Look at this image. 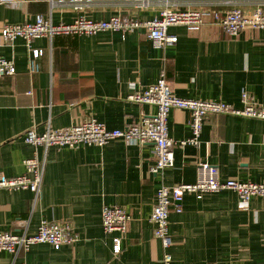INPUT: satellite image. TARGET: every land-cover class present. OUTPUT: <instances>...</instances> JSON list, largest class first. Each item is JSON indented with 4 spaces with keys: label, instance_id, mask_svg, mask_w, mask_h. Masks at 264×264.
Returning a JSON list of instances; mask_svg holds the SVG:
<instances>
[{
    "label": "crops",
    "instance_id": "obj_1",
    "mask_svg": "<svg viewBox=\"0 0 264 264\" xmlns=\"http://www.w3.org/2000/svg\"><path fill=\"white\" fill-rule=\"evenodd\" d=\"M0 0V57L17 72L0 77V177L24 174V161L44 150L26 143L24 133L47 124L63 129L89 118L108 128H126L156 113L155 105L129 99L165 77L182 98L221 100L241 107L250 93L264 106V28L238 35L224 31L213 17L196 31L174 25V46L155 47L146 29L123 33L34 39V57L24 38L6 42L8 23L32 22L39 14L55 23L84 15L94 20L127 15L149 20L165 8L264 11V0ZM143 1V4H142ZM169 135L175 141L193 135L189 110L172 108ZM175 164L154 173V144L115 139L104 146H52L48 149L41 197L29 189H0V230L36 233L43 220L67 221L79 241L55 246L40 242L17 257L0 250V264H160L163 247L150 216L162 184L195 183L200 163L218 167V177L264 180V120L232 114L205 116L198 144L174 145ZM105 205L132 216L115 255L113 234L103 228ZM28 219V222L23 220ZM173 264H264V198L243 202L231 189L202 198L187 193L180 212L170 213Z\"/></svg>",
    "mask_w": 264,
    "mask_h": 264
},
{
    "label": "built area",
    "instance_id": "obj_2",
    "mask_svg": "<svg viewBox=\"0 0 264 264\" xmlns=\"http://www.w3.org/2000/svg\"><path fill=\"white\" fill-rule=\"evenodd\" d=\"M82 0H73L75 7L81 9ZM143 4V1H142ZM208 17H213L216 23L227 33L238 35L246 29L264 28V11L258 7L251 13L241 9H232L225 14L204 9L173 10L165 8L160 15L149 20L133 19L127 15H117L110 19L94 20L84 15L74 21L55 23L51 17L39 14L32 22L8 23L4 26L2 35L6 42H12L18 37L26 40L30 53L34 57L42 55L39 49H32L34 39L47 37L51 41L56 36L94 35L101 31L112 30L123 33L134 32L145 28L149 40L155 47L174 46L179 37L169 32L174 25H184L190 30H199ZM17 72L14 62L0 57V77L14 75ZM129 99L140 103L155 105L154 115L145 117L126 128H108L96 118H89L80 123L63 129H53L50 124L44 132L39 133L36 127L27 129L24 133L26 143L42 147L44 157L27 158L24 161L26 172L16 177H0V189H29L34 194L35 201L41 197L46 169V154L50 147H77L79 145L104 146L108 142L121 139L129 144H154L155 163L151 170L154 173L163 172L175 164L174 145L198 144L205 116L211 114H232L264 120V106L256 102L254 97L244 92L241 96V107L221 101L182 98L177 96L165 77L159 78L142 91L134 92ZM172 108L189 110L192 115L193 135L189 139L175 141L169 135L168 115ZM200 177L195 183L162 184L156 193L150 221L154 224V236L160 240L163 255L160 264H173L171 247L174 245L170 233V213L174 209L182 210L185 194L193 193L202 198L205 193L224 189L234 190L243 202H248L253 196L264 198V180L261 182L241 181L218 177V167L209 162H201ZM131 214L123 207L105 205L102 209L104 230L113 234L112 249L115 255L123 250V236L127 233ZM28 222V219L23 220ZM80 235L75 227L67 221L43 220L36 233L28 234L0 230V250L9 251L17 257L21 250L28 251L34 244L45 242L55 246L75 243Z\"/></svg>",
    "mask_w": 264,
    "mask_h": 264
}]
</instances>
